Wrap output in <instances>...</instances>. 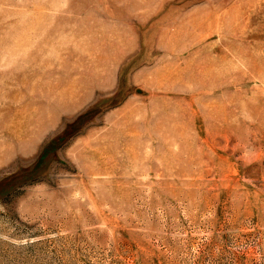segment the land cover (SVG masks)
I'll return each instance as SVG.
<instances>
[{
  "label": "rangeland",
  "instance_id": "1",
  "mask_svg": "<svg viewBox=\"0 0 264 264\" xmlns=\"http://www.w3.org/2000/svg\"><path fill=\"white\" fill-rule=\"evenodd\" d=\"M0 264H264V0H0Z\"/></svg>",
  "mask_w": 264,
  "mask_h": 264
}]
</instances>
